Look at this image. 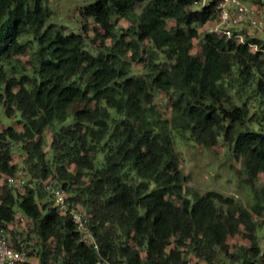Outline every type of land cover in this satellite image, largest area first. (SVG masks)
Returning a JSON list of instances; mask_svg holds the SVG:
<instances>
[{
	"label": "trees",
	"instance_id": "trees-1",
	"mask_svg": "<svg viewBox=\"0 0 264 264\" xmlns=\"http://www.w3.org/2000/svg\"><path fill=\"white\" fill-rule=\"evenodd\" d=\"M198 2L96 0L83 13L101 26L104 44L111 38L113 45L94 53L82 33L46 26L50 9L44 0H0V103L8 114L19 111L23 122L21 130L7 125L0 131V228L12 230L16 213L23 212L44 264L50 253L60 264H191L184 245L207 264H216L220 250L228 264H264L252 216L264 204L231 207L233 198L215 190L195 199L186 195L179 154L155 102L156 90L173 91L179 129H190L206 145L223 134L250 179L264 171V128L251 126L254 113L246 98L232 100L228 79L234 71L240 85L249 84L264 103V56L250 47L259 39L238 43L208 29L202 33L200 26L217 14L218 0L201 7ZM120 18L130 25L116 31ZM195 38L199 55L191 52ZM146 40L151 50L143 48ZM28 48L30 67L10 74L11 60ZM127 51L143 63L145 74L131 72ZM244 90L238 87L236 94ZM76 103L81 106L72 109ZM262 118L260 124L264 112ZM47 126L53 161L43 153ZM15 142L27 153L29 174L57 179L87 213L98 249L81 239L49 191L52 200L40 203L46 193L38 182L29 179L24 192L5 184L20 167ZM241 229L250 243L231 250L228 237Z\"/></svg>",
	"mask_w": 264,
	"mask_h": 264
},
{
	"label": "rangeland",
	"instance_id": "rangeland-1",
	"mask_svg": "<svg viewBox=\"0 0 264 264\" xmlns=\"http://www.w3.org/2000/svg\"><path fill=\"white\" fill-rule=\"evenodd\" d=\"M95 1L96 0H44L45 5L50 9V15L46 21V26L54 24L55 28L65 33L73 31L82 33L85 37L88 49L94 53L105 50L106 46L113 45V40L107 38L104 44L99 34L102 32L101 26L97 24L93 18L86 17L83 13L85 6ZM212 1L213 0H199L198 6L201 7ZM243 1L258 6L259 9L264 12V0ZM146 3L147 2L139 4L136 10L141 12ZM215 22L216 19H212L209 23L200 26V31L203 33L204 30H207L208 27ZM168 23L169 26H172L175 22L170 19ZM129 25L130 21L128 19L120 18L117 21L116 31H119L120 27H127ZM242 26L247 30L251 29L248 23H243ZM143 48L151 50V43L146 40ZM191 52L197 55L200 54L201 46L199 44V38L194 39ZM31 54L32 49L28 48L24 53L16 55L11 60V64L8 65L10 74L15 71L20 72L23 66L30 67ZM145 54L146 53H144V55ZM124 58L130 61L128 65L131 67L132 73L138 75L145 74L146 69L143 63L137 60H131L130 51L124 54ZM228 79L231 80L230 93L232 100L234 102H242L246 98L250 107V113H254L251 126L255 128H264V124H260V119H263L264 112V103L261 98L252 93L249 84H246L245 87L241 86L234 71L228 74ZM238 87H242V89L245 88L242 95L236 94V89H238ZM174 98L175 95H173V91L171 90L168 92L165 90L155 91V102L160 110L162 122L170 129L174 139L175 149L179 154L180 166L184 175V190L186 195L195 199L208 191L215 190L233 198L234 203L231 207L241 205L251 210L256 203L264 204V171L260 172L254 179H250L244 168L243 160L238 158L234 153L233 143L226 140L223 134L217 136L215 143L206 145L197 141L192 136L190 129H179L173 121L172 102ZM79 106H81V104L76 103L73 105V108H71L75 109ZM7 125H12L18 130L23 129V122L19 111L14 110L8 114L6 112V105L0 103V131ZM52 140V128L47 126L43 132V153L45 160L48 161H53L54 149L52 148ZM21 145L22 142H15L13 145L14 160L19 163L20 167L28 169V165L25 161L27 153L21 148ZM69 168L72 170L75 169L73 165H69ZM46 178L48 177H33V174L30 173L31 184L38 182L44 193H46L44 187V180ZM51 200L52 197L49 193H46V195L44 194V196L39 199L40 203ZM222 207L227 210L229 205L224 204ZM252 216L259 223L255 233H257V239L261 249L264 250V207L261 208L259 213L253 211ZM15 224L16 225L11 230L14 243L17 244L19 242L23 248L30 253V264H44L39 253L41 244L39 243L37 235L33 232L31 224L29 222H25V224ZM246 233L244 229H241L239 233L228 237L231 250L237 251L240 250L242 246L248 247L250 241ZM51 245L52 243H47L46 246L49 247ZM174 245L175 244L172 243L169 245L168 249L174 247ZM181 249L184 251V255L191 264H207L205 260L198 257L187 245L182 246ZM58 262L54 253L46 255L45 264H56ZM216 264H228V259L221 250Z\"/></svg>",
	"mask_w": 264,
	"mask_h": 264
},
{
	"label": "built area",
	"instance_id": "built-area-1",
	"mask_svg": "<svg viewBox=\"0 0 264 264\" xmlns=\"http://www.w3.org/2000/svg\"><path fill=\"white\" fill-rule=\"evenodd\" d=\"M216 8L217 14L214 18L216 22L210 25L208 30L219 36L234 39L238 43H245L248 37L257 38L259 41H252L250 47L254 51H261L264 56V12L258 6L243 0H218ZM243 23H248L251 29L244 28ZM29 179L28 170L19 167L14 173L8 174L4 182L16 191L24 192ZM44 187L52 195L54 207L71 216L81 239L98 249L87 213L69 199L66 188L53 177L44 180ZM26 219L23 212L16 213V223L25 224ZM30 263L31 258L27 251L15 246L12 231L9 228H0V264ZM97 264H106V262L99 260Z\"/></svg>",
	"mask_w": 264,
	"mask_h": 264
}]
</instances>
